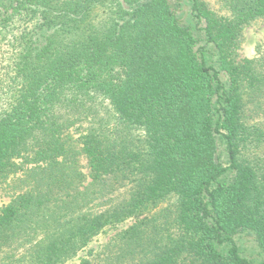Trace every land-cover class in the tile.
Listing matches in <instances>:
<instances>
[{
    "label": "trees",
    "instance_id": "16d2710c",
    "mask_svg": "<svg viewBox=\"0 0 264 264\" xmlns=\"http://www.w3.org/2000/svg\"><path fill=\"white\" fill-rule=\"evenodd\" d=\"M220 1L229 17L189 0L190 24L169 0H0V183L20 173L0 264H65L127 218L78 264H264L261 173L240 157L264 144L240 95L248 77L264 107V50L235 52L264 0Z\"/></svg>",
    "mask_w": 264,
    "mask_h": 264
},
{
    "label": "rangeland",
    "instance_id": "374dc122",
    "mask_svg": "<svg viewBox=\"0 0 264 264\" xmlns=\"http://www.w3.org/2000/svg\"><path fill=\"white\" fill-rule=\"evenodd\" d=\"M109 1V0H107ZM171 6L175 11V15L180 18L183 22H188L190 24L193 23V18L191 17L189 10V0H169ZM203 2L206 12L214 17H229L228 11L221 5L220 0H200ZM106 8L103 6L96 7L94 13L97 15L96 20L100 17L104 16L106 13ZM239 42L237 41L235 52L237 54L236 60L247 59L254 60L258 58L261 50H264V14L261 15L256 20L250 23H243L239 27ZM209 54L206 56L207 59L215 60L218 57L217 50L212 43H209ZM213 47V48H212ZM220 75L222 78L227 79V72L221 71ZM240 95L242 96V101L244 104L243 111V119L247 122V125L251 127L252 130H256V127L259 125L264 127V107L262 105H258V97L257 92L252 85L250 78L247 77L246 87L241 88ZM263 97V96H261ZM264 98V97H263ZM261 98V99H263ZM260 100V99H259ZM257 125V126H256ZM74 132V130H73ZM134 134L141 138V131H135ZM74 138L78 137L79 131L74 132ZM243 155V156H242ZM248 156L247 158H245ZM240 157L241 160L247 162L256 163L258 166L259 178L256 180V190H260L262 187V191H264V186L262 182L261 175H264V162H260L259 159H264V144L256 145L255 143L248 144V147L245 149L240 148ZM80 163L82 165V170L86 174L88 173V169L86 167L85 159L81 156ZM20 175L19 172L11 174L6 180L0 183V210L1 208L9 202L12 195L17 191V177ZM229 177L231 174L227 175ZM175 200V198H173ZM168 204V203H165ZM164 205V204H163ZM133 219L127 218L123 221H119L114 224H107L103 228H101L89 241V243L80 250L77 255L65 261V264H78L82 258L88 256V253H98L104 245L107 244L110 240L114 239L116 235L127 226L132 223ZM172 230V229H171ZM237 243L240 246V253L243 256L252 258L256 257L255 255V247L254 242L249 236H245L244 234L235 235Z\"/></svg>",
    "mask_w": 264,
    "mask_h": 264
}]
</instances>
